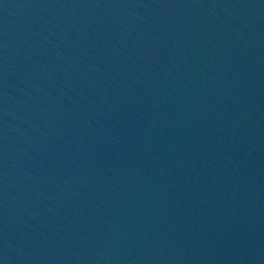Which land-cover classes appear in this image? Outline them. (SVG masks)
I'll return each mask as SVG.
<instances>
[{"label":"water","instance_id":"obj_1","mask_svg":"<svg viewBox=\"0 0 264 264\" xmlns=\"http://www.w3.org/2000/svg\"><path fill=\"white\" fill-rule=\"evenodd\" d=\"M0 264H264V0H0Z\"/></svg>","mask_w":264,"mask_h":264}]
</instances>
